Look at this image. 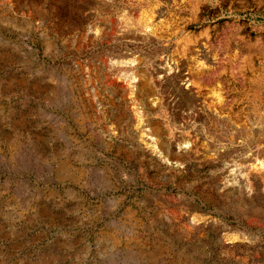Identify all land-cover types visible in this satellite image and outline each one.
Wrapping results in <instances>:
<instances>
[{"label": "rangeland", "instance_id": "1", "mask_svg": "<svg viewBox=\"0 0 264 264\" xmlns=\"http://www.w3.org/2000/svg\"><path fill=\"white\" fill-rule=\"evenodd\" d=\"M0 264H264V0H0Z\"/></svg>", "mask_w": 264, "mask_h": 264}, {"label": "bare ground", "instance_id": "2", "mask_svg": "<svg viewBox=\"0 0 264 264\" xmlns=\"http://www.w3.org/2000/svg\"><path fill=\"white\" fill-rule=\"evenodd\" d=\"M126 22H124V24H125ZM123 24V22H122V26L124 25ZM126 25V24H125ZM145 25L143 24L141 27H144ZM125 65H127V66H129L130 65V63H129V61L128 62H125ZM141 137L142 138H145V139H147V140H149V142H153V140L150 138V137H148V134L147 133H143L142 135H141ZM251 169L252 168H247L246 169V173L244 174V176L246 177V175L248 176V174L251 172Z\"/></svg>", "mask_w": 264, "mask_h": 264}]
</instances>
